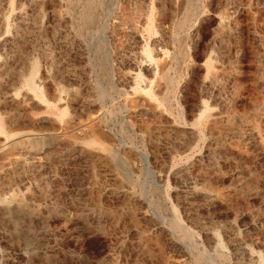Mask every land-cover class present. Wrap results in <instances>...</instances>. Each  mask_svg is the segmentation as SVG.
Instances as JSON below:
<instances>
[{"label": "rangeland", "instance_id": "374dc122", "mask_svg": "<svg viewBox=\"0 0 264 264\" xmlns=\"http://www.w3.org/2000/svg\"><path fill=\"white\" fill-rule=\"evenodd\" d=\"M98 1L0 0V264H264V0Z\"/></svg>", "mask_w": 264, "mask_h": 264}, {"label": "bare ground", "instance_id": "6f19581e", "mask_svg": "<svg viewBox=\"0 0 264 264\" xmlns=\"http://www.w3.org/2000/svg\"><path fill=\"white\" fill-rule=\"evenodd\" d=\"M99 3L98 0H90L89 2V8L85 10V12L83 13V15L88 18V19H92V17H94V7L95 5ZM115 11V10H114ZM113 15V14H111ZM146 15V14H145ZM142 18V17H141ZM143 19V18H142ZM132 23V22H131ZM130 24V23H129ZM131 27V26H130ZM151 29V28H150ZM130 30V29H129ZM6 42V41H5ZM147 44V43H146ZM148 45V44H147ZM149 48V47H148ZM146 49L148 52V57L151 60H154L153 57V53L151 52V49ZM131 62V61H130ZM136 69V68H135ZM113 70V69H112ZM33 73V72H32ZM32 76V75H31ZM112 71L109 69L106 72V75L103 77L105 80L109 81L110 84H113L112 82ZM34 77V76H33ZM99 78V77H98ZM34 80H31V83L34 84ZM99 81V83H98ZM97 81V89L99 91L98 95H99V99L101 101H104L106 99L107 96H109L110 92L107 90V88H105L102 84V82L98 79ZM141 81H142V74L141 72H137L136 74V87L134 88L136 92H140L142 95L147 94V95H151L152 91L149 88L146 87H142L141 85ZM112 82V83H111ZM30 83V84H31ZM111 95V94H110ZM111 97V96H110ZM109 98V97H108ZM133 99V98H131ZM143 99L141 98V100H139V102H141ZM138 101V100H137ZM132 103H137V102H132ZM134 104V105H135ZM51 105V104H50ZM92 123V122H91ZM95 126V125H94ZM84 128V127H83ZM83 133L85 134H94L95 131L93 129V127H86L83 130ZM0 132H3V128L0 126ZM141 152V151H140ZM170 222V220H169ZM171 227L174 231V234L179 238L178 235H182L183 238L181 239L186 245L187 248L191 251L194 252L196 246H197V240H196V236H197V232H195L194 230H192L191 228H189L186 224L183 223V221L180 219V217L178 216V214L176 213V216L171 220ZM169 225V223H168ZM170 227V226H169ZM180 239V238H179ZM221 244V243H220ZM201 255L199 256V260H204L207 264H221L218 262V259H216L214 256H211L209 253L207 252H201ZM218 257H224V253L223 251L219 250Z\"/></svg>", "mask_w": 264, "mask_h": 264}]
</instances>
